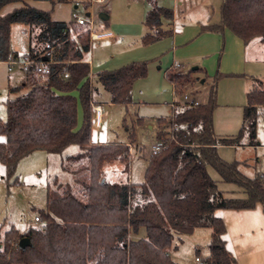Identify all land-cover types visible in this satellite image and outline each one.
I'll use <instances>...</instances> for the list:
<instances>
[{"label":"trees","instance_id":"16d2710c","mask_svg":"<svg viewBox=\"0 0 264 264\" xmlns=\"http://www.w3.org/2000/svg\"><path fill=\"white\" fill-rule=\"evenodd\" d=\"M24 1L0 0V8ZM150 2L140 37L145 45L172 34L173 10ZM13 22L27 26L28 48L23 58L29 64L22 83L9 88L16 95L6 100V120L0 121L4 136L0 162L7 176L14 175L18 161L33 151L61 154L71 144L79 150L64 157L71 162L62 167L68 177L55 176L47 185L46 206L35 215L39 224L24 233L14 227L4 233L0 264H177L169 257V249L197 227L211 230L202 264H237L226 247L225 224L215 211L260 204L264 212V177H247L237 161L219 157L217 146L256 144V116L258 107L264 105V86L259 91L253 86L246 93L238 134L219 137L213 127L214 78L205 102H184L168 118L158 119L156 138L163 146L148 156L142 182H109L104 177L105 164L120 161L128 171L130 151L126 143L91 140L94 87L84 59L90 47L88 25L53 20L48 11L27 4L14 8L0 17V61L17 56L9 48ZM224 28L244 43L253 38L264 43V0H221L219 22L203 24L201 30L221 32ZM47 43L53 49L45 58ZM49 59V73L37 79V62ZM147 65V60H140L100 70L96 81L109 94V102L127 105L132 102L133 83L147 75ZM196 70H165L176 96L182 97L197 79L192 75ZM244 135L245 143L241 142ZM208 168L222 181L236 185L239 195L220 190ZM141 227L145 235L133 238ZM22 237L29 239L24 247L18 244Z\"/></svg>","mask_w":264,"mask_h":264},{"label":"rangeland","instance_id":"374dc122","mask_svg":"<svg viewBox=\"0 0 264 264\" xmlns=\"http://www.w3.org/2000/svg\"><path fill=\"white\" fill-rule=\"evenodd\" d=\"M161 1L171 2L177 8L175 21L177 28L191 25L199 20L218 22L220 18L221 0ZM34 5L48 11L51 16L54 10L59 11L60 16H65L66 21L74 20V14H79L92 23L91 29L95 32L106 29L112 31L113 37L91 41L90 49L85 53L94 74L97 68L113 65L125 58L148 61L147 75L134 82L133 99L127 105L108 102L107 92L96 82L94 75L92 76V82L98 89V94L95 93L94 96L101 102L102 107L100 127L94 126V113L91 115L92 141L127 143L131 147L128 173L113 170V167L117 169L124 167L123 163L114 162L106 166L105 179L125 180L128 177L133 182H142L146 159L157 140V119L170 115L169 102L174 98L179 102L184 100L205 102L214 78L217 83V107L213 114L214 132L219 137L238 134L242 120L241 105L246 100V86H249L251 78H221L222 73L218 63H215L212 73L206 72V81L201 82L202 78L195 79L185 89L182 97L174 96L170 83L163 76V70L172 64L170 58L173 51L169 44L170 40L165 38L148 45L140 40L145 31L143 20L148 8L147 0H105L99 3L90 0L54 3L48 0H33ZM13 6L14 4L9 3L3 5L0 8V17L13 10ZM87 6L89 7L85 8ZM87 12L90 13L89 16ZM100 15H106V20ZM25 29V24L21 22H13L10 25L9 48L16 52L17 62L10 66L0 61V121L2 122L6 120V99L16 95L9 94L8 97V86L20 85L24 75L22 58L28 48ZM88 40H90L89 34ZM259 45L251 48L247 54V70L251 76L257 78L255 82L257 90L262 88L261 83L264 84V45ZM195 75L196 72H193L194 77ZM25 90L26 88H23L21 92ZM224 102L228 103L224 104ZM257 110L255 145H220L217 148L221 159L227 162L237 161L239 170L247 177L264 175V105L259 106ZM78 114L81 115V111ZM3 139L4 136L0 133V140ZM241 142H246V135ZM78 150L77 145L71 144L61 154L43 150L33 151L18 161L12 176H7L5 166L0 162V248L4 233L10 227L24 233L31 226L39 224L34 220V216L46 206L47 185L55 176L68 177L62 167L71 162L66 161L64 157L75 154ZM208 172L217 181V187L225 194L239 195V188L236 185L222 181L212 168H208ZM240 232H243L245 237H252L254 233L264 239V215L256 216L251 221H243L241 228L238 227L236 220L228 217V237H232V240L238 243ZM210 238V228L197 227L192 232L182 235L177 246L169 249L168 255L177 264H202L196 261L195 257L198 256L201 260L207 257ZM261 246L263 253L259 264H264L263 241Z\"/></svg>","mask_w":264,"mask_h":264},{"label":"crops","instance_id":"0c3cea01","mask_svg":"<svg viewBox=\"0 0 264 264\" xmlns=\"http://www.w3.org/2000/svg\"><path fill=\"white\" fill-rule=\"evenodd\" d=\"M68 1H71V0H66V1H62V2H68ZM152 1H154L158 5H161L164 7H169L173 10V18L171 21L172 34L168 37H165L166 39L170 40L169 44L171 45V49L173 51L172 56L170 58L172 61V64H169L163 70L164 78H166L165 77V70L166 69H175L179 72L186 73L189 70H196L198 68V70L195 71L196 72L195 77L197 79L202 78L201 82H203V81H206V79H207L206 78V72L212 73L211 71L213 69L214 64L218 63L219 70L221 71V73H222L221 75L223 76V77L221 76V78H239V79H244L246 77L251 78V82H250V84H248L250 87L246 86V93L253 86L257 85V84H255L257 78L251 76L250 72L247 70V54H248L249 50L251 48H254L256 45H259V44L261 46L264 45V43L260 42L259 38H253L249 42L244 43L237 35H235L228 28H224L221 32L212 31V30H205V31L201 30V25H203V24L217 23V22H211L210 20H206V22H201L200 20L195 21L191 25L186 23V24H188V25H185L186 27L185 26H183V27L179 26L177 28L175 26V21L177 18V16H176L177 8H175V6L172 5L173 3L166 2V1L162 2L161 0H152ZM9 4H14L12 9L23 6L24 4L33 6V0H26L24 2H11ZM147 4H148V8L146 9V12L152 5L150 0H147ZM33 7H35V5ZM74 7H76V5ZM35 8H37V7H35ZM86 14L88 16L90 15L89 12H87ZM103 14H105V13H103ZM75 15H76V13L74 14V20H72V21L76 23ZM145 15H146V13H145ZM100 16L103 18V20H106L105 19L106 15L105 16L100 15ZM64 17L65 16H63V15L60 16L59 11L54 10V12L51 16V19L57 20V21H65L68 23L69 21L64 20L65 19ZM144 18H145V16H144ZM219 20H220V18H219ZM143 22H144V20H143ZM76 24H78V23H76ZM165 25H166V22H164V26ZM174 28H175V30H174ZM92 31H94V30H92ZM25 33L27 35V26L25 29ZM96 33L101 35V37L99 39H103V38H107V37H113V33L110 29L101 30V32H96ZM9 36H10V30H9ZM165 38H162V39H165ZM99 39H96V40H99ZM162 39H160V40H162ZM96 40H92V41H96ZM27 41H28V38H27ZM90 42L91 41L89 40V44H90ZM155 42H157V41H155ZM155 42H153V43H155ZM89 49H90V47H89ZM10 51L12 53H16L11 49H10ZM13 58L17 59L18 57L17 56H11L8 60L2 61V62L8 63V65L12 66L13 64H15L12 62ZM84 59L89 64V76L88 77L90 79L91 84L94 87L91 91V97H92L91 100L95 105L100 106L101 113H102L101 102H99L94 96L95 93L98 94V89L92 82V76L94 75V77L96 78V73L100 70H112V69H116V68H118L124 64H127L129 62H132V61L146 60V59H137V58H132V59L131 58H125V59H122L113 65H107V66L105 65L103 67L97 68L96 72L94 74L90 68V61L87 59L86 54H85ZM192 64H196V65L191 66ZM22 65H23V71H24V75H23V79H22V81H23L25 78L26 65L23 63H22ZM140 79H142V78H140ZM22 81H21V83H22ZM133 85H134V83H133ZM170 85L172 87L173 95L176 96L174 94L173 86L171 83H170ZM260 85L264 86V84H262V83ZM14 86H17V85L8 86V97H9V94H11L9 92V88L14 87ZM246 93H245V96H246ZM73 94L77 95V92L73 91ZM132 94H133V86H132ZM107 101L109 102V94L108 93H107ZM193 101L201 103L200 100L199 101L193 100ZM184 102H192V100H187V101L184 100L182 102H179V101L175 100V98H174V100L172 99V101L169 102L171 111L174 107H176L177 105H180ZM245 102H246V100H245ZM245 102L241 105L242 108H243V105L245 104ZM216 103H217V83H216ZM225 103H228V102H224V104ZM91 109H92V107H91ZM79 111H81V115L78 114ZM92 113H94L93 109H92ZM170 114H171V112H170ZM213 114H214V111H213ZM94 116H95V114H94ZM168 117H161L158 119H166ZM101 118H102V114H101ZM101 118H100V123L98 126H96V118H94V126L95 127H100ZM158 119H157V130H158ZM81 121H82V109H81V106L78 105L77 126H80ZM213 127H214V123H213ZM157 130H156V133H157ZM92 142H94V141H92ZM94 143H96V142H94ZM241 145H246V144H241ZM219 146H217V148ZM129 150H131L130 144H129ZM151 152H150V154H151ZM114 162L119 163L120 161H112V162L105 164V166H104V177H105L106 166L111 164V163H114ZM146 163H147V161H146ZM113 170H120L125 174L128 173V171L124 170V167H122V169H117L116 167H113ZM260 177L263 178L264 175L260 176ZM107 181L118 182V183L133 182L128 177H126L125 180L119 179V180H107ZM215 214L217 216H219L225 224L224 238L226 241V247L234 255V257L237 261V264H259L261 262V257H262L261 254L263 253L261 245H262V241L264 243V239L260 238V236H258V235H254V233H253L252 237H245V234L243 232H240V234H239L240 239H239L238 243H235V241L232 240V237H228L229 235L227 234V219H228V217H232L234 220H236L238 227L241 228L243 221H246V222H247V220L251 221L252 218L254 219V217H256V216L259 217L261 215L262 216L264 215L262 206L260 204H257L254 208H250V209H217L215 211ZM251 216H252V218H251ZM36 222H38V221H36ZM144 235H145L144 228L141 227L136 235L132 234V237L133 238H139V237H143Z\"/></svg>","mask_w":264,"mask_h":264},{"label":"built area","instance_id":"2783aa9c","mask_svg":"<svg viewBox=\"0 0 264 264\" xmlns=\"http://www.w3.org/2000/svg\"><path fill=\"white\" fill-rule=\"evenodd\" d=\"M90 1H94V2H98L99 3V2H104L105 0H90ZM75 21L78 24L86 23L88 25V27L90 29L89 30L90 41L99 39L101 37V35H99L98 33L94 32V31H92V29H91L92 23L90 21H87V19H85L84 17L76 14L75 15ZM45 47H46V51H45L44 54H45V58H46V56H50L51 55V52H52V49H53V45L47 43ZM12 62L13 63L17 62L16 58H13ZM51 62H52V60H50V59L48 61L41 60V61L37 62V64H36L37 66H36V70H35V76H36L37 79H42V78H44V76L46 74L49 73V71H50L49 64ZM22 63L27 66L29 64V60L26 59V58H23L22 59ZM64 76L67 77V73H65ZM195 103H197V102H195ZM90 105H91V107H92V109L94 111V114H95L96 126H98L99 123H100V118H101V108H100L99 105H95L93 102H90ZM162 146H163L162 140L161 139H157L156 140V144L153 146L152 152H157ZM34 219H35V221H38V217L37 216H35ZM195 259H196V261L202 263V260L198 256H196Z\"/></svg>","mask_w":264,"mask_h":264},{"label":"water","instance_id":"95a60500","mask_svg":"<svg viewBox=\"0 0 264 264\" xmlns=\"http://www.w3.org/2000/svg\"><path fill=\"white\" fill-rule=\"evenodd\" d=\"M195 68V67H194ZM29 243V239L27 237H22L20 240H19V246L20 247H24L26 244Z\"/></svg>","mask_w":264,"mask_h":264}]
</instances>
